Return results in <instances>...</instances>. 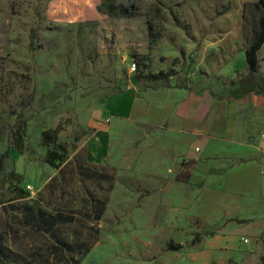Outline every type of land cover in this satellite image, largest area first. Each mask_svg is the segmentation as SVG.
I'll list each match as a JSON object with an SVG mask.
<instances>
[{
    "label": "rangeland",
    "instance_id": "obj_1",
    "mask_svg": "<svg viewBox=\"0 0 264 264\" xmlns=\"http://www.w3.org/2000/svg\"><path fill=\"white\" fill-rule=\"evenodd\" d=\"M258 1L0 0V158L8 153L0 238L7 264H262L241 242L251 239L250 226L215 217L205 193L207 178L247 160L238 143L222 140L219 119L221 103L237 100L231 93L250 76ZM257 58L261 81L264 45ZM173 86L209 99V138L104 111L115 96ZM249 98L253 111L264 91L241 100ZM262 124L251 114V159L264 163L252 141ZM239 126L247 137L245 115ZM51 152L63 162L51 166ZM85 169L114 175L109 195L101 190L108 180H86ZM105 196L104 215L93 223L95 197ZM25 204L66 215L59 234L72 249L25 225ZM223 237L235 246L222 245ZM252 238L264 254V231Z\"/></svg>",
    "mask_w": 264,
    "mask_h": 264
},
{
    "label": "crops",
    "instance_id": "obj_2",
    "mask_svg": "<svg viewBox=\"0 0 264 264\" xmlns=\"http://www.w3.org/2000/svg\"><path fill=\"white\" fill-rule=\"evenodd\" d=\"M162 98H167L168 102ZM208 100L205 96L198 98L193 91L173 86L171 89L143 92L137 97L129 94L115 96L106 103L104 111L121 119L136 117L149 126L162 127L168 124L172 130L209 138L211 122L208 118L209 112L203 106ZM250 100L249 98V102L244 104V100L230 101L227 98L220 105L221 138L227 143H238L237 153L247 160L207 178L205 193L209 209L214 212L215 217L225 215L237 221L248 220L244 225L250 226L246 230L251 232V239L242 236L241 242L246 246L251 245V261L259 258L263 264L264 254H261V247L252 236L264 231V163L259 159H251V152L254 150L251 147V114L254 121L261 120V127H264V99L262 102H254L253 111ZM141 101L146 104L137 108ZM216 104L217 101L213 99V115ZM244 115L248 124L247 137L239 126ZM213 128L214 123L211 130ZM257 133L252 141L257 146L256 152L264 153V132ZM243 238L249 239V243L245 244ZM221 244L229 248L235 246L226 237L222 238Z\"/></svg>",
    "mask_w": 264,
    "mask_h": 264
},
{
    "label": "trees",
    "instance_id": "obj_3",
    "mask_svg": "<svg viewBox=\"0 0 264 264\" xmlns=\"http://www.w3.org/2000/svg\"><path fill=\"white\" fill-rule=\"evenodd\" d=\"M256 7L261 14L260 19V30L259 35L257 37L256 42L251 46V49L248 51V62L250 65V76L247 79L246 82H244L240 88L234 90L231 95L234 99H241L247 94L254 93L257 90L264 91V79H257L258 74L260 71L258 70V58H257V52L261 49V47L264 45V0H259L256 3ZM177 89H187L189 88L183 87V86H175ZM3 134V132L0 130V136ZM45 136H48V133L45 134ZM60 147V146H59ZM63 152H66L65 149H63ZM53 156V157H52ZM8 157V153H5L0 158V176L2 172L4 171V160ZM48 163L53 166L54 162L56 160H60L63 162V159L61 158V155H58L57 152H51L48 154ZM241 162H244V160H241ZM82 170V169H80ZM81 174L85 175L86 180H94V178H104L108 180L109 187L108 188H101V190H106L108 195L112 191L115 183V177L113 174H105V173H98V172H91L88 169H85L81 171ZM109 196H105L104 198L95 197V205H94V217L92 218L93 223L99 222L106 210V206L108 203ZM24 207L28 211L25 215L24 222L25 225L32 226L36 231H41L46 234H49L51 237H53L56 240L57 244H60L62 247L65 248H71V245L66 241L65 238L61 237L59 234L60 227L62 224H65L69 222V219L66 215L62 213L52 214L50 212H47L43 210L40 207H34L32 205L25 204ZM240 224L248 223V220H238L237 221ZM90 248H88L89 250ZM8 248L3 244L2 238H0V264H7V252ZM88 251L84 252L80 260V262L86 255ZM263 264H264V257L262 258Z\"/></svg>",
    "mask_w": 264,
    "mask_h": 264
},
{
    "label": "built area",
    "instance_id": "obj_4",
    "mask_svg": "<svg viewBox=\"0 0 264 264\" xmlns=\"http://www.w3.org/2000/svg\"><path fill=\"white\" fill-rule=\"evenodd\" d=\"M133 70L136 71V65H135V64H134ZM29 188H30V187H29ZM243 242H244L245 244H247V243H249V239H247V238H243Z\"/></svg>",
    "mask_w": 264,
    "mask_h": 264
}]
</instances>
